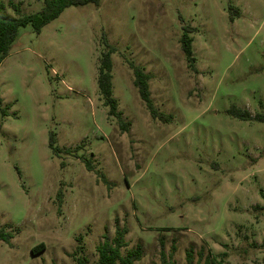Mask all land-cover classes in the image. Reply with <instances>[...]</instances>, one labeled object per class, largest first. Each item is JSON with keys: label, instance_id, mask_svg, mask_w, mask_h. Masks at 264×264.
<instances>
[{"label": "rangeland", "instance_id": "obj_1", "mask_svg": "<svg viewBox=\"0 0 264 264\" xmlns=\"http://www.w3.org/2000/svg\"><path fill=\"white\" fill-rule=\"evenodd\" d=\"M3 1L14 16L44 6ZM105 38L126 131L98 87ZM233 106L264 114V0H101L20 27L0 63V227L13 233L0 264H95L118 225L124 254L143 246L135 264L162 251L187 264L190 250L194 264H264V120Z\"/></svg>", "mask_w": 264, "mask_h": 264}, {"label": "trees", "instance_id": "obj_2", "mask_svg": "<svg viewBox=\"0 0 264 264\" xmlns=\"http://www.w3.org/2000/svg\"><path fill=\"white\" fill-rule=\"evenodd\" d=\"M101 0H44V6L38 12L33 13H21L18 16H14L8 13L6 5L3 0H0V63L9 54L11 46L15 40L17 31L20 27L31 24L36 32H41L43 27L52 20L56 19L61 13L71 6H82L89 3L99 5ZM19 9L17 6H15ZM184 32L181 38L183 50L189 61V65L194 67L193 57V37L190 35V29L188 26H184ZM106 49L100 56V64L98 67V87L105 99V104L110 107L109 115H113L117 118L120 126L123 130H128L130 122H125L123 119V113L118 109V99L113 95V60L112 53L116 51L115 46L111 45L107 39ZM131 67L134 71V84L138 88L140 97L145 102L146 106L150 110V113L157 117L160 116V112L155 107L153 99L151 97L150 90V75L145 69L139 65L131 63ZM232 115L245 119V120H264V114L256 113L253 115L248 109H241L233 106L230 110ZM50 144L56 151H60L62 148L54 146L55 135L51 134ZM66 152H72L71 148H65ZM87 167L92 169L91 160L87 159ZM128 227L126 225H118L113 238L106 237L102 242L97 245L98 260L95 264H135L144 255V249L142 244H138L127 250L124 254L123 249L126 247V235L128 233ZM13 237L11 231L6 230L4 227H0V239L10 242ZM46 249L45 243L41 242L34 248L32 252L38 254ZM81 251V249H79ZM187 264H194V256L192 250L187 252ZM162 264H176V262L166 255L164 251L161 253ZM76 264H89V259L86 255L80 254L76 257ZM205 264H214V261L210 257L206 259Z\"/></svg>", "mask_w": 264, "mask_h": 264}]
</instances>
